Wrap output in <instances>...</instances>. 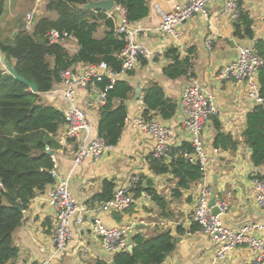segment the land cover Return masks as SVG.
Returning a JSON list of instances; mask_svg holds the SVG:
<instances>
[{
    "label": "crops",
    "instance_id": "0c3cea01",
    "mask_svg": "<svg viewBox=\"0 0 264 264\" xmlns=\"http://www.w3.org/2000/svg\"><path fill=\"white\" fill-rule=\"evenodd\" d=\"M48 1L16 0L17 4L25 2L29 6L24 9L22 16L11 13V18L19 17L13 23L4 19V7L0 13V39L7 40L16 34L20 24L24 23L25 26L27 14L32 13L33 20L36 16L46 14ZM147 1L148 15L130 25L133 29H140L135 40L148 50L149 55L141 56L133 70L118 77L119 80L127 81L134 89L131 98L126 101L127 116L147 120L144 116V112L148 110L145 95L152 84L157 83L164 89L167 98L176 101L177 110L167 120L150 110V114L154 115L151 120L163 122L174 129L175 135L171 141L173 147L190 143L191 134L183 126L185 113L181 107V99L185 88L193 79H198L206 90L214 94L218 108L217 115L212 117L203 131L208 152L215 154L218 128L232 136L236 141L235 147L217 148L219 154L215 155L216 161L204 177L190 188L181 189L179 193L178 179L172 173L157 174L151 168L154 140L140 128L130 124L125 123L118 142L100 159L87 157L77 164L75 157L80 145L99 136L101 99L100 89L96 87L77 90L73 100L76 106L86 111L91 130L77 138H70L66 135L64 124L58 134L61 146L52 156L58 164L60 176L68 179L70 191L77 203L88 207L103 202L98 196L102 193L105 182L115 185V193L119 187L128 184L131 177L139 176L142 188L154 189L163 198L165 207L161 208L152 196L150 200L137 196L133 206L125 212L100 213L98 217L102 222L107 227L133 224L129 234L130 242L137 233L154 237L170 231L176 239V245L163 264H213L214 245L209 237L199 232V226L192 220L197 198L203 188L211 189L209 201L216 196L219 203L228 206L220 214L227 227L234 229L245 224L264 223V211L255 200L254 184L257 174L264 176V166L254 164L252 148L244 138L248 114L256 105L248 97L244 81L225 80L218 76L221 68L238 59L240 45L256 48V44L261 41L264 48V0H240L241 9L252 21L253 38L237 37L236 21L225 12L226 0H214L209 3L205 12L198 13L177 26L178 39L160 29V11L173 12L187 0ZM10 2L12 4L11 0H6L5 6L6 3L10 5ZM111 13L116 14L118 25L120 16L115 9ZM5 25L9 28L5 29ZM208 39L213 41L211 48L207 45ZM64 45L71 54L80 49L74 37L66 39ZM171 48L178 50L180 64L171 55L167 56ZM2 57L1 54L0 62L8 72L7 66L2 63ZM78 66L79 64L76 67ZM53 90L43 94L44 103L65 111L69 102L61 93ZM116 103L119 104L120 101ZM166 162H170V159ZM51 186L39 191L30 201L24 211L23 223L14 232V244L18 248L15 264H40L45 260L52 264H94L98 259L111 262L114 254L102 248L101 239L92 231L89 223L83 226L73 223V237L68 249L55 251L52 237L57 216L55 209L47 202ZM258 234L264 236V230ZM219 264H253V256L247 247H239L232 250Z\"/></svg>",
    "mask_w": 264,
    "mask_h": 264
},
{
    "label": "trees",
    "instance_id": "16d2710c",
    "mask_svg": "<svg viewBox=\"0 0 264 264\" xmlns=\"http://www.w3.org/2000/svg\"><path fill=\"white\" fill-rule=\"evenodd\" d=\"M6 0H0V13ZM88 0H49L46 14L35 17L33 30L28 31L24 23L19 25L15 35L7 40L0 39V53L14 63L17 72L39 86L33 92L28 85L6 72L0 62V264H15L18 248L14 244L15 230L23 223L24 211L35 195L52 185L51 175L54 165L51 150L61 144L58 134L64 124V111L47 105L43 94L55 89L61 82V73L77 64H97L106 61L112 71L120 72L122 61L119 53L125 47L124 36L116 31V14L108 17L95 10H84ZM118 6L126 9L129 23L139 21L149 13L147 0H116ZM55 14V16H52ZM51 30L73 36L80 49L71 54L60 43H52L47 34ZM235 35L240 38H253L252 21L241 10L235 23ZM259 54L264 58L261 41L256 44ZM181 63L179 52L171 48L167 56ZM261 94L264 96V65L259 70ZM110 84L108 78L96 83L100 90ZM133 87L124 80L117 79L107 90L105 103L100 106L99 136L106 144L114 146L122 133L128 115L126 101L131 98ZM120 101L119 104L116 102ZM145 102L148 110L144 112L147 120L156 111L163 119L171 118L177 103L167 98L164 89L153 83L147 90ZM246 143L252 148V161L256 166H264V107L256 105L247 117L244 132ZM190 143L173 147L170 162L167 158L154 159L151 168L157 174L172 173L178 179L177 192L188 189L204 177L199 163H192L179 150L193 151ZM236 145L230 134L218 128L215 138L216 148ZM259 175V174H257ZM260 176V175H259ZM138 183L134 190L136 196L147 191L161 208L165 207L163 198L152 188H142ZM115 185L105 182L99 200L111 199ZM131 242L133 250L117 252L112 261L98 259L94 264H163L167 255L175 249L176 239L170 231L147 237L135 234Z\"/></svg>",
    "mask_w": 264,
    "mask_h": 264
},
{
    "label": "built area",
    "instance_id": "2783aa9c",
    "mask_svg": "<svg viewBox=\"0 0 264 264\" xmlns=\"http://www.w3.org/2000/svg\"><path fill=\"white\" fill-rule=\"evenodd\" d=\"M214 0H187L183 5H178L173 12L161 10L162 23L160 29L171 36L178 39L177 26L188 19H192L198 13L205 12L209 3ZM120 16V22L116 25V31L124 36L125 47L119 53L122 61L120 72L112 71L106 61L97 64H82L78 67L72 66L61 73V82L53 90L55 93H61L69 102L65 114L66 135L70 138H77L84 132L91 130V125L86 111L73 103L77 90H89L96 88V83L108 78L110 84L100 90L101 104L105 103L107 90L113 87L119 76L126 74L134 69L139 62L141 56H148V50L139 44L136 40V34L140 29H133L127 20L126 9L116 5L114 8ZM240 0H226L225 12L235 21L241 14ZM112 12V11H111ZM108 12L109 17L113 14ZM33 14L29 13L25 19V27L32 30ZM52 43H60L63 40L73 36L68 33H60L57 30H51L47 34ZM212 39L207 40V45L212 47ZM1 60V53H0ZM264 65V58L258 53L254 46L240 45L239 57L230 65L221 68L218 73L219 78L225 80L244 81L247 86L248 97L255 105L264 107V96L261 94L260 82L258 74L260 68ZM181 107L185 113L183 120L184 128L191 134L190 144L193 151L179 150L177 154L182 155L186 160L192 163H199L204 174L216 161V154L219 149L215 148V154H210L207 150L203 139V131L206 124L218 113V108L214 94L206 90L198 79H193L182 95ZM126 124L133 125L142 130V132L154 140V150L152 158L169 159L173 152L171 141L175 135L174 129L157 120H145L142 117H129L125 119ZM113 146L108 145L100 137L91 138L89 142L80 145L75 162L81 163L83 159L92 157L100 159L104 153L111 150ZM51 175L55 182L52 184L47 194V202L55 209L57 222L53 232V245L55 251H65L73 237L72 225L83 226L90 224L92 231L101 239L102 248L108 253L115 254L117 252L129 250L132 245L129 240V234L132 231V225H119L107 227L98 217L100 213L108 212H125L129 210L136 201V189L140 182L139 176L131 177L128 184L119 187L113 197L93 207L77 203L73 197L68 179L60 176L58 164L54 161ZM255 184V200L259 207L264 211V176L256 175ZM0 186H2L0 182ZM211 189L203 188L199 194L196 206L192 213V220L199 226V232L209 237L215 248V262L219 264L234 249L239 247H247L253 256V264H264V236L259 235V231L264 230V223L245 224L239 228L227 227L220 214L228 209L225 203H219L221 213L213 214L210 206L209 197ZM145 199H151V195L147 191H143L140 195ZM93 216V218H91ZM40 264H52L49 260L42 261Z\"/></svg>",
    "mask_w": 264,
    "mask_h": 264
},
{
    "label": "water",
    "instance_id": "95a60500",
    "mask_svg": "<svg viewBox=\"0 0 264 264\" xmlns=\"http://www.w3.org/2000/svg\"><path fill=\"white\" fill-rule=\"evenodd\" d=\"M117 3L116 0H88L87 4L83 5L82 8L84 10H95V11H101L104 13H108L114 10ZM2 63L7 66V71L11 73L16 79L19 81L25 83L30 87V89L33 92L39 91V86L37 83L30 81L29 79L22 77L17 70L14 68L12 63L6 59V56L3 55L2 57ZM139 89L137 90V95H139ZM51 155L55 154V150L50 151ZM210 206L212 208L213 214L218 215L221 213V210L219 206L217 205V197H213L210 201ZM133 245L129 247V251L133 250Z\"/></svg>",
    "mask_w": 264,
    "mask_h": 264
},
{
    "label": "rangeland",
    "instance_id": "374dc122",
    "mask_svg": "<svg viewBox=\"0 0 264 264\" xmlns=\"http://www.w3.org/2000/svg\"><path fill=\"white\" fill-rule=\"evenodd\" d=\"M12 1V4H11V2H10V5H8L7 3H6V6H5V13H3V15L5 16V18L4 19H7V21L9 22V23H13V22H15L16 20H18L17 18H19V17H15V18H11V13L13 12V13H17L18 14V16H22V14H23V12H24V9L27 7V6H29V4L28 3H25V2H23L22 4H17L16 3V0H11ZM8 2V1H7ZM8 17V18H7ZM7 25H9V24H7ZM5 29L6 28H9V26H6L5 25V27H4Z\"/></svg>",
    "mask_w": 264,
    "mask_h": 264
}]
</instances>
